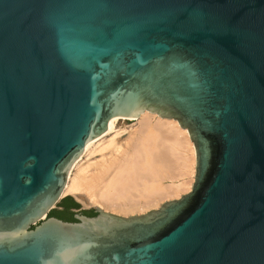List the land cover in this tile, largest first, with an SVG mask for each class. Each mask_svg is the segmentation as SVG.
<instances>
[{"label": "water", "instance_id": "obj_1", "mask_svg": "<svg viewBox=\"0 0 264 264\" xmlns=\"http://www.w3.org/2000/svg\"><path fill=\"white\" fill-rule=\"evenodd\" d=\"M143 111L186 130L191 191L48 216ZM0 264H264V0H0Z\"/></svg>", "mask_w": 264, "mask_h": 264}, {"label": "bare ground", "instance_id": "obj_2", "mask_svg": "<svg viewBox=\"0 0 264 264\" xmlns=\"http://www.w3.org/2000/svg\"><path fill=\"white\" fill-rule=\"evenodd\" d=\"M120 119L136 122L123 140L114 136ZM194 174L193 142L186 130L176 120L143 111L111 118L105 133L86 143L68 171L61 197L120 217L139 216L190 192Z\"/></svg>", "mask_w": 264, "mask_h": 264}, {"label": "rangeland", "instance_id": "obj_3", "mask_svg": "<svg viewBox=\"0 0 264 264\" xmlns=\"http://www.w3.org/2000/svg\"><path fill=\"white\" fill-rule=\"evenodd\" d=\"M135 124H136L135 121L127 120V122H125L124 119H120L119 123L117 124L116 130H115V132H116L117 134H115L114 136H115L117 139L119 138V140H123L124 138H126V136H127V132H128V130L130 129V127H134ZM111 136H112V135H111ZM187 192H189L188 189L185 190V191H183V192H181L177 197H173V198H170V199H168V200L165 199L164 201H162V202L159 203L157 209H158V208H159L164 202H166V201H170V200H174V199H178V198H180L182 195L186 194ZM71 198H72V200H73L74 202H76V203L80 206V211L89 210V209L94 208V206H84L81 202H79L78 200H76L74 197H71ZM57 207H58V204H57L56 208L53 209L52 211H53V212H60L59 210H57Z\"/></svg>", "mask_w": 264, "mask_h": 264}, {"label": "flooded vegetation", "instance_id": "obj_4", "mask_svg": "<svg viewBox=\"0 0 264 264\" xmlns=\"http://www.w3.org/2000/svg\"><path fill=\"white\" fill-rule=\"evenodd\" d=\"M72 202L67 201L64 202L60 207L62 208V210L60 212L54 213L51 217L57 218L59 220H62L64 222H75V218L74 216L76 214L78 215H84L87 217H93L95 216V212H79V209H76V212H72V208H69L70 206H72Z\"/></svg>", "mask_w": 264, "mask_h": 264}, {"label": "trees", "instance_id": "obj_5", "mask_svg": "<svg viewBox=\"0 0 264 264\" xmlns=\"http://www.w3.org/2000/svg\"><path fill=\"white\" fill-rule=\"evenodd\" d=\"M67 201H70V202L73 203L72 206H73L74 209H79V208H80V206H79L77 203H75V202L72 200L71 197H68V196L65 197V198H63V199L61 200V203L63 204L64 202H67ZM58 206H60V205H58ZM52 212H53V211H51V212L49 213L48 216H50V215L52 214ZM91 212H94V211H91ZM95 214H96V213H95Z\"/></svg>", "mask_w": 264, "mask_h": 264}, {"label": "crops", "instance_id": "obj_6", "mask_svg": "<svg viewBox=\"0 0 264 264\" xmlns=\"http://www.w3.org/2000/svg\"><path fill=\"white\" fill-rule=\"evenodd\" d=\"M75 203H76V202H75ZM58 205H60V206L62 205L61 201H60V203H59ZM60 206L57 207V210H59V211L62 210V208H61ZM69 208H72V209H71L72 212H76V209H74L73 206H70Z\"/></svg>", "mask_w": 264, "mask_h": 264}]
</instances>
